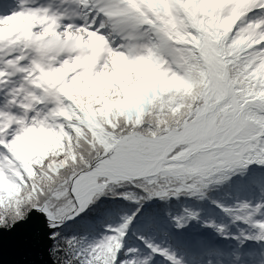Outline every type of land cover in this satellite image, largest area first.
Masks as SVG:
<instances>
[{"label": "snow or ice", "instance_id": "snow-or-ice-1", "mask_svg": "<svg viewBox=\"0 0 264 264\" xmlns=\"http://www.w3.org/2000/svg\"><path fill=\"white\" fill-rule=\"evenodd\" d=\"M50 264H264V0H0V236Z\"/></svg>", "mask_w": 264, "mask_h": 264}, {"label": "water", "instance_id": "water-1", "mask_svg": "<svg viewBox=\"0 0 264 264\" xmlns=\"http://www.w3.org/2000/svg\"><path fill=\"white\" fill-rule=\"evenodd\" d=\"M21 230L4 232L0 236V264H50L45 245L24 248L20 244Z\"/></svg>", "mask_w": 264, "mask_h": 264}]
</instances>
